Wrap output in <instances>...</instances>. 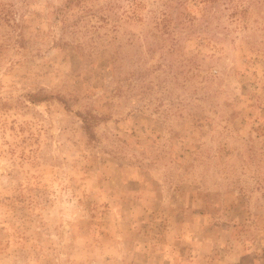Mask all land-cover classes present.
Returning a JSON list of instances; mask_svg holds the SVG:
<instances>
[{
  "label": "rangeland",
  "instance_id": "rangeland-1",
  "mask_svg": "<svg viewBox=\"0 0 264 264\" xmlns=\"http://www.w3.org/2000/svg\"><path fill=\"white\" fill-rule=\"evenodd\" d=\"M0 264H264V0H0Z\"/></svg>",
  "mask_w": 264,
  "mask_h": 264
}]
</instances>
